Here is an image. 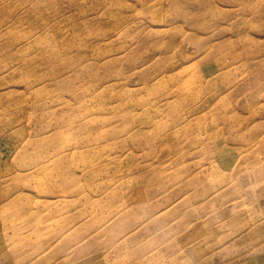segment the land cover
Masks as SVG:
<instances>
[{
    "label": "rangeland",
    "instance_id": "rangeland-1",
    "mask_svg": "<svg viewBox=\"0 0 264 264\" xmlns=\"http://www.w3.org/2000/svg\"><path fill=\"white\" fill-rule=\"evenodd\" d=\"M0 264H264V0H0Z\"/></svg>",
    "mask_w": 264,
    "mask_h": 264
}]
</instances>
